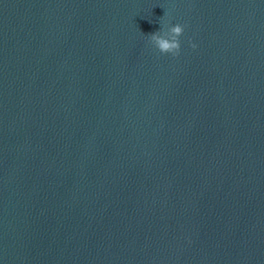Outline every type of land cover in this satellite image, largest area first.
<instances>
[{
	"label": "water",
	"instance_id": "95a60500",
	"mask_svg": "<svg viewBox=\"0 0 264 264\" xmlns=\"http://www.w3.org/2000/svg\"><path fill=\"white\" fill-rule=\"evenodd\" d=\"M0 264H264V0H0Z\"/></svg>",
	"mask_w": 264,
	"mask_h": 264
},
{
	"label": "clouds",
	"instance_id": "9594fccd",
	"mask_svg": "<svg viewBox=\"0 0 264 264\" xmlns=\"http://www.w3.org/2000/svg\"><path fill=\"white\" fill-rule=\"evenodd\" d=\"M183 31L184 28L180 24L171 26L167 31H164L161 26L159 31L149 34L148 38L161 54L176 56L180 51L179 37L183 34ZM191 46L195 47L194 44Z\"/></svg>",
	"mask_w": 264,
	"mask_h": 264
}]
</instances>
